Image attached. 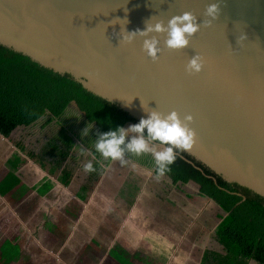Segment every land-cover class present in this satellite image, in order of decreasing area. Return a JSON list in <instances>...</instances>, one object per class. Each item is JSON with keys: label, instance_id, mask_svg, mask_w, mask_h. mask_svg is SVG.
I'll use <instances>...</instances> for the list:
<instances>
[{"label": "water", "instance_id": "water-1", "mask_svg": "<svg viewBox=\"0 0 264 264\" xmlns=\"http://www.w3.org/2000/svg\"><path fill=\"white\" fill-rule=\"evenodd\" d=\"M208 2L0 0V44L70 74L138 120L147 115L142 103L181 118L192 114L196 139L185 152L264 196V0H220L217 18L181 49L166 47L165 33H149L159 39L156 60L143 49L144 37L122 39L124 30L167 23L186 10L206 19ZM196 52L203 69L189 72Z\"/></svg>", "mask_w": 264, "mask_h": 264}, {"label": "crops", "instance_id": "crops-1", "mask_svg": "<svg viewBox=\"0 0 264 264\" xmlns=\"http://www.w3.org/2000/svg\"><path fill=\"white\" fill-rule=\"evenodd\" d=\"M74 141L73 151L59 167L51 171L52 161H46L43 167L25 151L20 150L10 136L0 137L1 149L10 150L11 147L13 149L4 166L0 162V198L16 199L15 218H18L20 222L31 221L29 222L30 230L33 231L36 227H31L32 224L40 221L36 219V216L29 218L35 215V210L40 207L39 210H45L46 207L50 209V206L54 204L57 211V214L51 213V216L46 214L43 221L45 231L40 233L42 234L39 236L40 239L33 234L36 241L31 245H23L20 240L3 235L0 240V264H92L78 258L71 262L66 258L71 254L103 256L97 264H123L119 261L121 258H127V264H176V262L177 264H198V259L194 256L198 254L196 251L198 246L204 244L200 242L198 235V219L195 216L193 219L187 217L192 213L186 211V206H198L196 204L198 195L202 198V202L216 203L200 195L196 183L191 181L184 184L193 185L194 183L195 186H180L183 183H174L169 175L163 174L162 176H167L174 186H161L159 179L152 180L157 182L158 186H145V184L139 186L141 184H135L133 181H125L130 186H118L119 175L123 172L133 176L141 173L147 178L158 175L153 168L149 169L150 167L137 163V160L130 159L128 155L126 156L128 166H119L121 164L119 161H110L105 164L81 140L75 138ZM17 149L19 152H16ZM76 150H80L78 155ZM21 153L33 159L42 168H48V175L41 176L33 184L23 183L27 186H10L9 180L12 176L8 173L12 171L11 158L19 155L22 163ZM4 155L5 152H0V159ZM85 156L91 158L94 166V170L88 172L90 182H81L79 186H69L70 178L73 176L71 168L77 166L73 161L78 159L82 161ZM81 161L80 166L83 165ZM66 170L69 173L68 176ZM47 178L53 181V186L46 194L38 193L39 188H35L34 185ZM28 188V191L24 190ZM192 189L195 194L192 193ZM28 197L38 200L35 207H30L29 217L21 215L19 210ZM69 207H74V210L67 209ZM144 207L146 210L140 216L138 212ZM24 210L27 211L25 208ZM153 210L156 212L152 213ZM177 212L184 215L175 218L174 215ZM177 220L179 225L183 224L179 233H175L174 227V225L177 227ZM187 229L190 232H186ZM183 230L185 233H182ZM214 236H212L213 239H215ZM9 241L12 242L10 245L7 244ZM215 241L222 249L220 243L216 239ZM102 243L106 246L102 247ZM168 255H170L168 261L158 260ZM147 256L152 257L149 258L150 262L146 259ZM178 256H181V259L178 258L179 261L175 259ZM252 260L250 259L249 262ZM247 261H236L233 264Z\"/></svg>", "mask_w": 264, "mask_h": 264}, {"label": "trees", "instance_id": "trees-1", "mask_svg": "<svg viewBox=\"0 0 264 264\" xmlns=\"http://www.w3.org/2000/svg\"><path fill=\"white\" fill-rule=\"evenodd\" d=\"M135 122L138 119L88 90L70 74L58 73L0 44V125L10 129H38L46 137L38 151L22 140H11L43 167L46 161H52L51 171L59 167L72 151L75 138L89 147L101 162L108 164L110 161L100 158L92 148L97 131ZM87 123L93 124V128L82 137L81 130ZM5 134L8 136L9 132ZM128 156L156 172L149 154ZM11 161V169L18 170L21 157L15 155ZM163 174L169 175L174 183H196L200 195L210 198L226 211V214L217 213L220 222L214 236L222 249L208 250L203 264L250 259L264 264V196L237 182L223 179L183 150L177 151L176 159ZM34 186L39 188L38 193L46 194L53 181L47 178ZM67 209L74 210V207ZM119 261L127 264V258Z\"/></svg>", "mask_w": 264, "mask_h": 264}, {"label": "clouds", "instance_id": "clouds-1", "mask_svg": "<svg viewBox=\"0 0 264 264\" xmlns=\"http://www.w3.org/2000/svg\"><path fill=\"white\" fill-rule=\"evenodd\" d=\"M220 10V0H210L204 9L206 19H199L192 11L186 10L172 15L167 23L163 20H156L154 23L146 21V26L142 29L124 30L122 39L132 41L137 34L144 37L143 49L148 56L156 60L161 51L159 39L154 35L150 36L149 33H165L166 47L181 49L188 46L190 37L200 29L201 24H210L217 18ZM124 21L126 23V20ZM203 66L204 61L196 52L188 59L186 70L200 72ZM132 98L125 100L126 106ZM142 106L147 113L146 116H141L138 122L127 126L117 125L107 131L98 130L92 148L103 160L119 161L121 164L127 162L126 155L140 157L149 154L159 176L169 169L176 159L177 151H187L195 143L196 133L189 123L193 116L188 113L181 118L175 109L161 113L156 109H146L143 103ZM92 128L93 124L87 123L81 130V136L88 135ZM82 167L85 172L94 170L91 160L84 162Z\"/></svg>", "mask_w": 264, "mask_h": 264}, {"label": "rangeland", "instance_id": "rangeland-1", "mask_svg": "<svg viewBox=\"0 0 264 264\" xmlns=\"http://www.w3.org/2000/svg\"><path fill=\"white\" fill-rule=\"evenodd\" d=\"M9 132V135L11 138H14L16 140H22L28 147L33 148L34 150L38 151L40 148V145L42 141L46 139V137H43V135L40 134L38 129L33 128V127H16V128H5L4 126L0 125V137H8L5 136ZM13 143V142H12ZM9 145V144H7ZM73 151V149H72ZM78 151L76 150V154L78 155ZM0 152H5V155L0 159V162H2V166H4V163L9 159L8 155L13 152L12 147L10 150L6 149H1ZM16 152H19L17 149ZM22 156V163L21 167L14 171L12 170L8 174H11V178L9 180V183H11L10 186H23V183L26 184H33L41 176L48 175V168H42L38 163H36L33 159L29 158L26 156L24 153H21ZM83 156V153H82ZM90 156V155H89ZM85 156L84 159H82L81 162H86L88 160H91L90 157ZM12 159V158H11ZM80 161L79 159L76 161H73V163H76V167L71 168V172H73V176L70 178V185L69 186H79L81 182H90V178H88L90 175L88 172H85L83 170V167L80 166ZM121 167L128 166L126 163L125 164H119ZM41 167V168H40ZM11 170V169H10ZM61 170V169H60ZM163 175V174H162ZM155 176L152 178H147L146 175H143L141 173H138L137 175L135 174L130 175V174H125L124 172L119 175L118 178V186H130L125 183V181H133L135 184H141L139 186H158L156 185L157 182H152V180L159 179L160 183H162L161 186H174L171 184L170 179L167 176ZM55 176V175H53ZM125 178V179H124ZM87 179V181H86ZM68 183V181L66 182ZM9 185V184H8ZM180 185V184H179ZM180 186H195L194 183L193 185H188V184H181ZM192 193L195 194V191L192 189ZM201 197L198 195V202L196 203L198 206H186V211H190L192 215H187V217H190L193 219V216H195L198 219V235L200 242H203L204 245L198 246L197 248V253L194 257L198 259V264H202L205 253H207V250L214 249V250H220L219 244L213 239V235H215L216 232V225L219 222V219L217 218V213L221 212L224 213V211L219 208L216 204L211 203V201L202 202ZM15 198H0V232H2V235H0V240L3 238V235H7L11 237L14 240L21 241L24 244H29L31 245L32 242L36 241V238L40 239L39 236H41L45 231V226L43 224L44 218L46 214L48 216H51V213L57 214V211L55 210L54 204L50 206L49 208L44 209H37L35 210L36 212L35 215L29 217L30 215V207H35V205L38 203V200L36 201L35 198L33 197H28L27 200L25 201L24 205L22 207H19L20 214L23 216H27L29 218L35 217L39 221L37 224L33 223L31 227H36L33 231L30 230V223L31 221L27 220V222H20L18 218H15L14 212L17 209L15 207ZM55 205H58L55 203ZM24 208L27 210L25 211ZM146 208L140 209L138 212L141 216L143 212H145ZM148 212V211H147ZM156 210H153L152 213H155ZM194 214V215H193ZM184 214H181L179 212L175 213V218H179L183 216ZM44 226V227H43ZM183 224L180 223L177 220V227L174 225L176 231L175 233H179L180 227H182ZM204 228V230H203ZM186 232H190V230H186ZM182 233H185L183 230ZM35 235L36 238H34L32 235ZM209 235H211L209 237ZM102 247H105L106 245L101 244ZM200 245V244H199ZM169 256H162L161 259H158L160 262H166L169 259ZM68 260L71 262L76 261L78 259L85 260L86 262H91L93 264L100 263V260L103 259V256H98V255H91V254H82V255H77V254H71L69 256H66ZM152 257H146L147 260H149ZM181 259V256L176 257L177 261ZM176 262V261H175ZM173 263V262H172ZM235 262H230L229 264H233ZM150 264V263H147ZM177 264V262H176ZM227 264V263H226ZM238 264V263H237ZM240 264H257L255 260H252L249 262H240Z\"/></svg>", "mask_w": 264, "mask_h": 264}, {"label": "flooded vegetation", "instance_id": "flooded-vegetation-1", "mask_svg": "<svg viewBox=\"0 0 264 264\" xmlns=\"http://www.w3.org/2000/svg\"><path fill=\"white\" fill-rule=\"evenodd\" d=\"M131 124V123H130Z\"/></svg>", "mask_w": 264, "mask_h": 264}]
</instances>
